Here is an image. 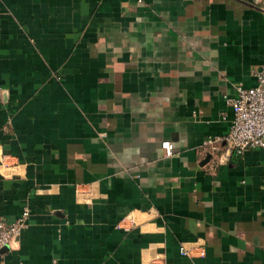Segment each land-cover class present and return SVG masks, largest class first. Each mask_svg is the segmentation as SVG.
<instances>
[{"label": "crops", "instance_id": "obj_1", "mask_svg": "<svg viewBox=\"0 0 264 264\" xmlns=\"http://www.w3.org/2000/svg\"><path fill=\"white\" fill-rule=\"evenodd\" d=\"M263 63L264 0H0V264H264V152L198 150Z\"/></svg>", "mask_w": 264, "mask_h": 264}, {"label": "built area", "instance_id": "obj_2", "mask_svg": "<svg viewBox=\"0 0 264 264\" xmlns=\"http://www.w3.org/2000/svg\"><path fill=\"white\" fill-rule=\"evenodd\" d=\"M255 85L252 88L235 87V97L225 99V105L231 111V120L224 136L204 138L198 150L203 157L209 155L207 164L212 163L211 157L221 144L227 146L235 156H241L250 149H260L264 152V63L252 71ZM164 157H169L172 146L169 142L160 143ZM29 217L28 203L25 202L20 212L12 221L0 218V257L2 250L11 248L19 238ZM181 256L186 252L179 249Z\"/></svg>", "mask_w": 264, "mask_h": 264}, {"label": "water", "instance_id": "obj_3", "mask_svg": "<svg viewBox=\"0 0 264 264\" xmlns=\"http://www.w3.org/2000/svg\"><path fill=\"white\" fill-rule=\"evenodd\" d=\"M208 159H209V155H206L205 158H204V160L202 161V164H205L208 161Z\"/></svg>", "mask_w": 264, "mask_h": 264}]
</instances>
